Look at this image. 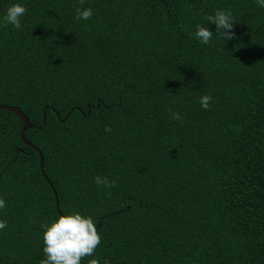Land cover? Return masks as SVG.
<instances>
[{
    "label": "trees",
    "instance_id": "obj_1",
    "mask_svg": "<svg viewBox=\"0 0 264 264\" xmlns=\"http://www.w3.org/2000/svg\"><path fill=\"white\" fill-rule=\"evenodd\" d=\"M17 2L21 29L2 20ZM77 8L93 15L78 20ZM218 9L235 35L203 44L196 26ZM0 105L35 125L25 137L47 175L22 119L0 110V264H40L41 225L68 212L101 234L81 264H264L255 0H0Z\"/></svg>",
    "mask_w": 264,
    "mask_h": 264
},
{
    "label": "clouds",
    "instance_id": "obj_2",
    "mask_svg": "<svg viewBox=\"0 0 264 264\" xmlns=\"http://www.w3.org/2000/svg\"><path fill=\"white\" fill-rule=\"evenodd\" d=\"M255 2L260 8H264V0H255ZM26 11L27 9L22 3L10 4L2 17L3 23L13 26L14 29H21V18ZM92 15L93 10L91 8L76 9V19L78 20H87ZM206 19L208 24L206 26L198 24L194 33L201 43L209 44L214 32L218 33L224 41L234 37L233 28L236 20L230 10L218 9L214 14L208 15ZM213 23L216 26L215 31L209 27ZM211 101V94H204L200 97V105L204 109L209 108ZM173 118L180 119V114L175 113ZM95 183L106 188L114 185V181L101 176L95 178ZM5 206L6 201L0 197V209ZM7 226V221L0 218V231ZM41 227L43 229L45 258L40 261V264H81L83 257L93 256L101 242V234L93 217L80 212L60 214ZM89 264H99V261L97 258H93Z\"/></svg>",
    "mask_w": 264,
    "mask_h": 264
},
{
    "label": "water",
    "instance_id": "obj_3",
    "mask_svg": "<svg viewBox=\"0 0 264 264\" xmlns=\"http://www.w3.org/2000/svg\"><path fill=\"white\" fill-rule=\"evenodd\" d=\"M0 110L12 111L13 113H15L17 116H19L22 119L23 127L21 130V137L23 138V140L26 144L30 145L31 147H33L35 150H37L40 153V167H41L43 174L45 176H47L46 172H45V162H44L43 153L40 151L39 147H37L32 141H30L29 139H27L25 137V132H27L29 129L35 127V125H33L30 122V119L27 116V114L19 106H16V105H0ZM58 115H59V113H58ZM59 117H60V115H59ZM45 122H46V114H44V123ZM54 191L56 194L57 206L59 209V198L57 196V192H56L55 188H54Z\"/></svg>",
    "mask_w": 264,
    "mask_h": 264
}]
</instances>
